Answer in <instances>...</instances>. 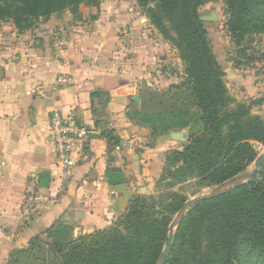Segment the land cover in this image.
Segmentation results:
<instances>
[{
	"label": "crops",
	"instance_id": "0c3cea01",
	"mask_svg": "<svg viewBox=\"0 0 264 264\" xmlns=\"http://www.w3.org/2000/svg\"><path fill=\"white\" fill-rule=\"evenodd\" d=\"M138 9L136 0H100L92 20L55 13L24 32L0 20V264L37 235L47 241L45 231L54 222L71 225L74 236L110 226L134 194L153 189L167 154L188 141V129L153 136L129 114L131 102L144 106L142 77L152 85V61L167 56L165 44L141 42ZM251 46L263 56L229 64L264 87V34L253 35ZM62 73L75 83L57 85ZM227 85L243 99L238 85ZM254 98H264V91ZM257 107L264 108V101L252 109L264 118ZM55 108L91 129L85 150L72 155L67 180L49 134ZM104 130L119 141L101 136ZM108 168L122 170L128 181L110 184ZM43 172L48 178L41 185Z\"/></svg>",
	"mask_w": 264,
	"mask_h": 264
},
{
	"label": "trees",
	"instance_id": "16d2710c",
	"mask_svg": "<svg viewBox=\"0 0 264 264\" xmlns=\"http://www.w3.org/2000/svg\"><path fill=\"white\" fill-rule=\"evenodd\" d=\"M212 1L220 0H136L185 63L184 81L170 85L180 106L149 112L131 102L129 114L153 136L188 129L183 147L167 154L158 183L196 177L203 186L219 185L255 160L254 143L264 144V118L252 111L264 101L254 98L264 87L229 64L254 59L249 49L253 35L264 34V0H221L237 58L222 54L213 22L201 19L200 7ZM81 3L99 6L100 0H0V20L24 32L55 13L70 9L77 14ZM227 81L240 87L242 100ZM101 136L119 141L112 130ZM106 176L112 185L128 181L117 168H108ZM46 178L47 172L40 174L41 185ZM186 200L177 191L136 193L124 214L87 235L74 236L71 225L54 222L45 231L47 241L33 237L11 252L7 264H156L171 235L172 216ZM172 235L164 264H264V164L246 183L192 205Z\"/></svg>",
	"mask_w": 264,
	"mask_h": 264
},
{
	"label": "rangeland",
	"instance_id": "374dc122",
	"mask_svg": "<svg viewBox=\"0 0 264 264\" xmlns=\"http://www.w3.org/2000/svg\"><path fill=\"white\" fill-rule=\"evenodd\" d=\"M94 7L96 6L88 5L86 3H81L77 14H73L70 9H67L58 14H60L61 17L65 16L66 18H71V15H73L74 18H77L76 20H78V18L80 19L86 18L88 21V20H92V17L94 16L93 12H96V11L92 12ZM213 11L216 12L217 19L212 21L213 22L212 25L216 29V32H218L219 34V39H220L219 45L222 47L221 52L223 55L229 58L236 57L237 56V52L235 51L236 47L234 46L233 42L230 40L228 32L225 28V21L228 15L226 14V7L221 0L212 1L200 7L201 16H210ZM137 15H138V18L141 19L140 21L141 23V26H140L141 42L144 43L145 39L143 38H146L148 41L147 46H148V43H152L153 45V40H154L156 41L155 42L156 45L161 44L162 46L163 44H165L167 48L166 58L157 59L156 62L152 61L151 63L152 85L147 84L146 83L147 80L142 77V80H144L145 82L144 86L141 87V91L143 93V105H144L143 108L151 112L158 108L168 109L171 106L178 107L180 106L181 101L175 99V90L171 89L169 84H178L184 81L186 77L185 63L180 58L179 52L177 51V49H175L169 41L165 40L164 37L158 32V30L153 27L146 12L141 7L140 9H138ZM67 22H70V21H67ZM252 49L255 51H253ZM249 52H253L254 59L250 62L243 61V63L245 64H251L255 60H258L259 57L263 56L262 52L256 49L254 46H250ZM229 61L231 62V60ZM256 68L258 67L256 66L255 70ZM172 82H175V83H172ZM257 108H259L260 112L264 114V108L262 107H257ZM259 115L261 114L259 113ZM178 144L180 145L181 143H178ZM254 146L258 153V156L264 152V144L256 142L254 143ZM255 160L252 163H250L248 167L240 174L247 172V171H251L253 169ZM169 181H170L169 179L161 181L160 183L156 181V183L153 186V189L149 193H146V194L159 195L161 192L177 191V192L182 193L187 198L186 201H188L198 195L210 192L212 189H214L217 186V185L203 186L200 183L199 179L196 177H189L186 180L175 183L173 185L168 184ZM178 212L173 214L171 223L176 218ZM177 227H175L174 230H171L172 231L171 234L174 233Z\"/></svg>",
	"mask_w": 264,
	"mask_h": 264
},
{
	"label": "built area",
	"instance_id": "2783aa9c",
	"mask_svg": "<svg viewBox=\"0 0 264 264\" xmlns=\"http://www.w3.org/2000/svg\"><path fill=\"white\" fill-rule=\"evenodd\" d=\"M75 79L65 73L58 76L57 85L74 84ZM49 134L56 162L62 169V178L73 175L74 153L83 152L91 135V129L79 122L73 115H67L61 108H55L50 115Z\"/></svg>",
	"mask_w": 264,
	"mask_h": 264
},
{
	"label": "water",
	"instance_id": "95a60500",
	"mask_svg": "<svg viewBox=\"0 0 264 264\" xmlns=\"http://www.w3.org/2000/svg\"><path fill=\"white\" fill-rule=\"evenodd\" d=\"M201 19L214 21L217 19L216 12L213 11L210 16H201ZM174 135H178V133L174 132ZM263 164H264V152L256 158V160L254 162L253 169L251 171H247V172H244L238 176H235V177L217 185L210 192L203 193L201 195H198V196L186 201L185 204L183 205V207L179 210L174 221L171 223L170 229L174 230V228L179 225V223L181 222V220L185 216L186 212L188 211V209L192 205H194L195 203H197L201 200L210 199V198H213L215 196H219L231 188H234L236 186H239L241 184L246 183L247 181H249L250 179H252L253 177H255L257 175V173L259 172V170ZM172 239H173V235L171 234L166 240L165 248H164L163 252L161 253V256H160L157 264H164L166 258L170 254V251L172 248Z\"/></svg>",
	"mask_w": 264,
	"mask_h": 264
}]
</instances>
